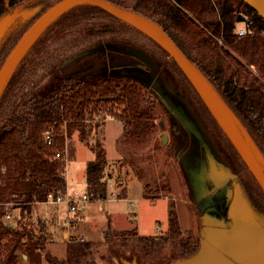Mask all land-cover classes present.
Returning a JSON list of instances; mask_svg holds the SVG:
<instances>
[{
	"label": "trees",
	"instance_id": "obj_1",
	"mask_svg": "<svg viewBox=\"0 0 264 264\" xmlns=\"http://www.w3.org/2000/svg\"><path fill=\"white\" fill-rule=\"evenodd\" d=\"M23 1L0 0V15ZM109 1L157 22L210 80L264 153V19L252 7L243 0ZM80 9L103 12L97 6ZM246 19L252 21L254 32L239 36L237 29ZM78 20H65L59 25H73ZM120 23L141 34L133 26ZM66 80L48 95L34 99L27 88L21 96V113L10 111L0 126V264H42V257L49 264H93L86 263L90 240H68L65 258L57 259L44 251L48 235L41 218L21 229L4 226L1 218L8 208L31 209L25 202L44 201L48 193L54 197L66 193L64 159L56 157L55 152H63L68 141L69 156L73 155L75 131L94 152L84 170V192L88 200L106 199L108 183L103 177L107 158L102 140L90 144L91 120L98 117L103 122L107 116L116 117L123 125L121 140L137 144L152 127V111L141 107L144 96L135 82L102 78L96 86H90L83 80ZM98 121L95 126L101 123ZM48 130L54 140L51 145L43 138ZM144 187V196L150 197L148 183L144 182ZM167 210L166 238L174 242L182 235V228L173 202ZM127 231L138 234L135 227ZM137 239L156 246L162 242V237L154 234H138ZM176 244L181 249L179 257H185L196 250L198 239L188 231Z\"/></svg>",
	"mask_w": 264,
	"mask_h": 264
},
{
	"label": "rangeland",
	"instance_id": "obj_2",
	"mask_svg": "<svg viewBox=\"0 0 264 264\" xmlns=\"http://www.w3.org/2000/svg\"><path fill=\"white\" fill-rule=\"evenodd\" d=\"M55 1L57 0H26L7 10L11 23L0 43V65L29 24ZM83 6L95 5H81L63 12L41 33L21 59L0 94V126L6 122V117L11 115L10 111L21 113V96L22 93H27V88L32 92V99L46 96L58 85L66 83V75L69 72L76 77L75 79L96 86L101 79L95 76L88 77L85 71L99 66L100 52L77 57L80 52L106 40L131 45L143 44L160 62V74L166 87L186 102L221 161L235 172L236 182L240 184L254 211L260 210L264 213V194L260 192L253 176L218 125L213 123V117L206 111L203 101L176 62L147 36L124 28L121 21L106 10L101 8L104 13L95 10L88 12L80 9ZM75 18L79 19L76 24L59 25L65 20L74 21ZM86 59L89 61L84 65ZM136 84L144 96L141 107L150 108L152 111V127L143 141L138 144L122 141L123 125L116 117L107 116L103 122L98 121V117L91 120L93 125L89 141L91 144L96 139L102 140L108 165H112L107 171L111 170L108 171V177L113 186H107V198L112 199L104 208L101 204L88 200L80 205L83 206V216L78 228L69 236V240L88 239L92 242L86 263L91 261L93 264H125L134 259L138 264H162L182 258L179 257L181 249L175 245L179 237H186L188 231L194 238L199 237L200 217L185 170V160L189 153L176 154L178 149L174 143L175 137L169 115L148 88ZM115 108L120 111L118 105H115ZM97 121L101 122L99 126L94 125ZM89 128L90 126L86 127L87 130ZM161 131L168 134V140L164 145L160 142ZM72 138L76 152L65 175L67 192L78 197L84 192V170L87 162L93 159L94 152L85 141L78 139L76 131ZM67 144L69 147L68 141ZM261 153L264 157V153L262 151ZM144 182L149 185L147 191L150 198L144 196ZM124 186L127 187L126 199L115 197ZM172 202L182 228V235L176 237L174 242L171 237L166 238L167 208ZM40 206L34 205V208L39 210ZM51 207L56 212V217L64 215L66 208L64 203ZM108 218L114 229L111 230V235L104 236ZM134 227L140 234L154 233L157 237L160 235L161 244L156 246L150 245L149 242H139L137 239L139 233L134 235L127 231ZM57 233V240H47L44 251L57 259H63L66 243L61 234L58 231ZM79 234L86 239L82 240V237L75 236ZM42 264H49L44 257Z\"/></svg>",
	"mask_w": 264,
	"mask_h": 264
},
{
	"label": "water",
	"instance_id": "obj_3",
	"mask_svg": "<svg viewBox=\"0 0 264 264\" xmlns=\"http://www.w3.org/2000/svg\"><path fill=\"white\" fill-rule=\"evenodd\" d=\"M243 1L264 19V0ZM87 4L98 6L133 26L176 62L264 194V157L218 90L157 22L109 0H57L41 12L0 65V94L41 33L63 12ZM10 23L7 11L0 15V43ZM101 51L116 55L120 60L104 62L100 75L127 79L148 88L172 120L176 154L189 153L185 170L200 217L198 246L190 255L162 264H264V213L254 211L236 182L235 172L221 161L186 102L166 87L158 59L145 48L122 42H104L80 52L77 57ZM88 61L84 60L83 64ZM159 137L163 145L168 140L165 131H161ZM103 234L111 235L109 218ZM125 264L138 263L132 259Z\"/></svg>",
	"mask_w": 264,
	"mask_h": 264
},
{
	"label": "built area",
	"instance_id": "obj_4",
	"mask_svg": "<svg viewBox=\"0 0 264 264\" xmlns=\"http://www.w3.org/2000/svg\"><path fill=\"white\" fill-rule=\"evenodd\" d=\"M253 32L254 30H253L252 21L248 19L243 21V23L237 29V34L239 36L251 34ZM43 138L46 144L51 145L54 142L53 136L49 130L43 134ZM67 153H68V148H67V141H66L63 152H60V151L55 152L56 157L58 158L63 157L65 167L67 164ZM87 200H88V197L85 192L79 195L78 197L71 196L67 193L58 194L56 197H54L52 193H48L47 199L44 201L34 200V201L25 202V205L31 206V209L27 207L8 208L5 211L4 215L2 216L1 221L4 226L9 227V228L17 227L21 229L23 225H26V226L35 225L38 217L36 215L34 205L38 203L47 202V203H64L68 211L72 214V218L65 219V222L67 224H70L78 218V209H79L80 204L84 203ZM81 239L83 240V238ZM0 259H1V255H0Z\"/></svg>",
	"mask_w": 264,
	"mask_h": 264
},
{
	"label": "crops",
	"instance_id": "obj_5",
	"mask_svg": "<svg viewBox=\"0 0 264 264\" xmlns=\"http://www.w3.org/2000/svg\"><path fill=\"white\" fill-rule=\"evenodd\" d=\"M67 148H68V144H67ZM75 152H76V146H75V143H74L73 155L70 157L69 156V152L67 153V164H66V167H65V173L67 171V168L69 167L70 160H72V158L75 156ZM108 163L109 162L107 160V165H106V168H105V171H104V177H103V179L106 180L107 183L110 184V185L108 184V186H113V182H111V180H109V177H108V171L110 172L111 170H108L107 171V168L108 169L112 168L111 167L112 165H108ZM84 182H85V178H84ZM124 187H125V189L121 188V190L117 193V195L115 197H117V198H122L123 197L124 199H126L125 196H126V188L127 187L126 186H124ZM84 191H85V187H84ZM66 193L72 196V194H70V193L67 192V182H66ZM111 199L112 198L108 197V198H106L104 200H88V201H92V202L99 203L104 208L105 205H106V203L109 200H111ZM40 204H42V205L40 206ZM56 204H59V203H47V202H45V203H38V205L36 204V207L37 206H40V208H39V210H38V208H36L35 209V212H36L37 217L38 218H41V220H43V222L45 224V232L48 235V240H50V241H56L57 240V237H58V233H57V231H58L61 234V236H62V238L64 240V243H67L66 241L69 240V236L72 234L71 232H73V230H75V229L78 228L79 222H80V220H81V218L83 216V208H82L83 206L82 207L79 206V209H78V218L76 219L78 221L76 222V220H75L74 222H72L70 224H67L65 222V219L66 218H72V214L68 211V209L66 207L65 208L64 215L62 217H60V218H58V215L56 217L55 216L56 212L51 207V205H56ZM82 204H84V203H82ZM116 227L118 228L119 226L117 225ZM123 228H125V227H123ZM112 229H114V227H111V230ZM141 234H145V233H141ZM146 234H154V233H146ZM75 236L76 237H82L83 239H86L81 234L75 235ZM86 240H88V239H86ZM23 257L25 258V255H23Z\"/></svg>",
	"mask_w": 264,
	"mask_h": 264
},
{
	"label": "flooded vegetation",
	"instance_id": "obj_6",
	"mask_svg": "<svg viewBox=\"0 0 264 264\" xmlns=\"http://www.w3.org/2000/svg\"><path fill=\"white\" fill-rule=\"evenodd\" d=\"M108 41V40H106ZM105 41V42H106ZM114 41V40H113ZM138 46L142 47V48H145L147 49L143 44H138ZM99 61H100V64L99 66H97L96 68H93V70H89V71H85L86 74H88L89 76L88 77H91V76H95L99 79H102L104 77H102L100 74L103 72L101 70V67L103 66V63L106 62V63H109V62H113V61H118L120 59H118V57L116 55H110L109 53H107V51H101L100 54H99ZM102 71V72H101ZM67 77L66 78H74V75H72V73L69 72L68 75H66ZM76 78V77H75ZM109 78V77H108ZM194 116V114H193ZM195 117V116H194ZM175 123V120H173V124ZM171 124H172V120H171Z\"/></svg>",
	"mask_w": 264,
	"mask_h": 264
}]
</instances>
